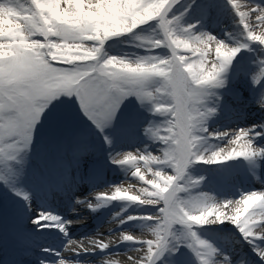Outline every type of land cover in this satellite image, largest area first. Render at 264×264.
Masks as SVG:
<instances>
[{
  "label": "snow or ice",
  "instance_id": "1",
  "mask_svg": "<svg viewBox=\"0 0 264 264\" xmlns=\"http://www.w3.org/2000/svg\"><path fill=\"white\" fill-rule=\"evenodd\" d=\"M178 2L30 0V7L24 8L17 6L18 0H0V161L14 160L21 147L28 148L42 114L61 95L75 96L101 132L113 122L121 104L130 96L141 103L151 101L156 113L169 117L162 127L152 131V136L165 146L161 154L137 151L112 158L114 164L132 167V175L143 182L139 194L117 187L111 195L96 196L97 200L128 201L157 208V215L144 217L155 221L154 226H146L152 238L135 240L127 234L121 238V242L142 245L136 249L142 252L141 256L128 257L132 264H157L168 250L169 237L175 234L178 225L186 229L183 236L189 241L187 247L200 264H216L217 249L198 236L193 230L195 226L231 223L249 243L264 242V192L253 191L239 200L220 202L207 193L187 198L181 195L201 182L185 181L187 169L193 164L264 157V147L255 143V136L262 133L254 132L255 128L264 129V125L241 128L231 134L209 133L212 139L227 138L226 143L232 147L225 151L217 146L210 153L200 150L199 146L205 142L201 134L208 132L205 122L215 114V108L205 103L211 95L209 90L223 87V74L246 45L230 46L209 33L196 34L192 24L181 27L180 17H168ZM229 2L247 40L264 45V31H257L264 25V7L242 11L237 0ZM253 14L255 24L250 22ZM152 21L158 22L161 36L147 41L149 49L167 48L168 56L148 55L131 60L104 52L105 42L110 38L133 33ZM181 49L192 55L181 54ZM261 77L264 66L253 81L258 82ZM258 102L264 108V96ZM105 140L110 143L108 137ZM17 195H23L25 201L29 199L26 193ZM232 205L234 210L226 212ZM252 205L255 207L250 211ZM49 222H55L65 232V225L69 224L45 212L36 213L32 220L41 228L49 226ZM73 243L69 240L65 246ZM89 243L91 247L80 242L72 249L73 253L110 247L102 240ZM173 249L180 251L177 245ZM257 251L264 260V247L258 245ZM57 264L73 262L60 258ZM224 264H228L227 258Z\"/></svg>",
  "mask_w": 264,
  "mask_h": 264
},
{
  "label": "bare ground",
  "instance_id": "2",
  "mask_svg": "<svg viewBox=\"0 0 264 264\" xmlns=\"http://www.w3.org/2000/svg\"><path fill=\"white\" fill-rule=\"evenodd\" d=\"M18 1L25 2L26 0ZM185 1L186 0H179V2L174 5L175 8H181L183 6L182 3L184 4ZM198 2L201 3L202 1ZM238 3L242 5V11H248V9L250 7H254V5L264 7V0H240ZM251 4L252 6H250ZM201 8L202 10L200 9L199 11L192 14L186 23L189 24L188 22H190L191 19L194 20L193 22L196 24L194 31L196 34L209 33L215 36L217 39L224 41L226 44H229L230 46L237 43L238 40L241 39L243 45H246L247 49H249V47L252 48L249 49L250 51L247 53V57L249 59L256 58L258 63H262L264 61V57L260 56V50L257 49V46L260 44H255V42L251 43V41L247 40L246 33L243 27L239 24V17L230 4L229 11L221 8V10L217 11L215 9V5L206 2L201 4ZM250 22L253 24L256 23L254 14L251 16ZM261 27L262 26L257 28V31ZM225 32H229V34L226 35ZM180 52L186 53L183 49H181ZM187 54L188 56L192 55L191 53ZM252 64L255 63L253 62ZM248 66L249 65L247 64L241 69L250 70ZM233 68H229V70L227 69L229 72H225L224 74L229 73V76L232 77L231 69ZM239 74H236L238 76L236 79H241L240 76L242 74L247 75L248 73H241V71H239ZM251 106L253 105H244L242 103L232 101L227 107H218V113L210 116V118H208L205 122V127H207L208 132L201 134L205 137V142L199 146L200 150H207V152L210 153L211 151L215 150L217 146L223 147L225 151L229 150L232 145L230 144L229 146V144L226 143L227 138H225V140H216L209 136V133L223 131V127L228 125H237L240 129L252 128L254 125H264V109L259 108L258 111L251 113ZM256 114L258 116H255ZM256 131H261V128H255L254 132ZM255 143L259 147H264V134L262 136H255ZM139 145H141V142L135 135H125L124 137L120 138L118 143L109 150L116 151V149H120L119 152H122L123 150L133 152L134 148L130 146ZM144 146V148H146L148 151H159L155 150V148L151 146H148V144ZM86 149L87 147L84 149V151ZM69 159L80 165V162L76 161L74 158L69 157ZM226 162H230L232 165L227 164ZM262 162L263 165H261ZM59 167H61L60 170L58 172H54L53 165L48 164L46 166V172H48L49 177L53 180H56L60 177L61 184H52L47 175H45L43 180L40 181L39 185L31 188L33 192H36L38 196H40V198H36L33 201L32 206L43 207L45 205L43 202H49L48 198L50 201H57L59 199L58 194H60V190V192L64 193L63 195L65 197L63 199V208L59 209L58 207L57 212L61 211L63 213L64 209H69L66 212L68 214L67 216H69L68 230L70 233L72 232L71 229L74 231L70 238L69 235L64 236L63 243L66 244L69 240L75 239L76 241L83 242L86 247H91V244L89 243L90 241L102 240L106 243H109L110 247L103 251L96 249L95 251L80 252L78 255L73 253L72 250L64 251L62 252L61 257L58 256V259H56L51 264H57L60 258H64L65 260L69 261L72 260L74 262L73 264H103L104 261H107V253L112 254L114 252H120L125 254V256L119 258L118 260L112 261L113 264H132L128 257L141 256L142 252L137 251L136 249L142 247V245L138 243L132 244L131 242L127 244H121V246L118 248H114L113 245L116 243L115 240L117 238L115 234L126 229H136L137 221L135 219H125L121 220L126 221L124 223H121V221L113 225H110V223L125 215L127 216L128 210H131L129 212L130 215V213L139 212V210L144 212H157V208L144 207L142 209L137 207V203L129 202L134 206H130L129 209H125L123 214L121 212L117 213L116 207L114 206H118L119 204L128 201H103L97 200L92 195L85 196L98 189L103 191L105 190L106 192L109 191L110 193L114 192L115 189L110 191L109 186H106L102 182H95L91 186L90 191L85 193V195H82L80 192H82L89 184L86 177L81 175V179L80 176L77 175V172L74 170V168L70 165L62 163L59 165ZM165 171L171 170L165 169ZM212 171H214V174H216V179L211 176L210 172ZM187 176L191 180H201L202 184L199 183L196 186L190 187L189 192L182 193L181 195L184 198H187L189 195L207 193L214 197L217 202L225 200L235 201L239 200L243 194L253 191L264 192V157H257L256 160L253 161L237 158L234 160L225 161L223 163L213 164L210 168L203 166V163H196L187 169L185 181L189 180L187 179ZM181 183H184V181H181ZM71 196H79L83 198H81L80 203L73 204V202L70 200ZM41 198H46V200H42ZM91 201H95L96 203L103 202L109 204V206L106 208L96 207L94 209H90L86 203ZM234 207L235 205L229 206V208L225 209V211L231 213L234 210ZM253 207H255V205L250 206L249 210L251 211ZM24 216L25 218L22 220V223L26 224V226H24V231H22L21 228H16L15 226L14 228H10L7 219L9 215L0 209V229L2 230L4 236L12 237V240H15L16 244L20 248L34 243L32 239L36 233L33 232V227L41 228L37 225L29 226V224H27L28 219L32 216L31 211L25 210ZM70 216H72L71 219ZM126 218H128V216ZM226 224H229L227 226L232 227L231 223ZM49 225H56V223L49 222ZM193 230L197 232L200 238L202 237V239L206 240L215 249H217V254L214 257L216 264H224L225 258H227L228 264H258L254 258L255 256L260 258L257 251V246L259 245L262 247V241H256L254 244L249 243V241L246 240L242 234L236 232V230H238L237 228L233 231L227 230L225 228H223V230H219L217 228H213L211 225H204L195 226ZM174 231L175 234L169 237L168 250L165 251V253L157 260V264H200L197 257L196 259H192V257H189V254H187L184 250L187 244V241L183 236L185 229L176 226ZM2 239L3 241L0 244L4 245V238ZM135 245L136 247H134ZM173 245H177L180 251L176 252L173 249ZM71 246L76 248L77 244L74 243L71 244ZM35 251L37 252L38 250ZM73 257L76 258L72 259ZM262 263H264V260H262Z\"/></svg>",
  "mask_w": 264,
  "mask_h": 264
},
{
  "label": "rangeland",
  "instance_id": "3",
  "mask_svg": "<svg viewBox=\"0 0 264 264\" xmlns=\"http://www.w3.org/2000/svg\"><path fill=\"white\" fill-rule=\"evenodd\" d=\"M198 1L200 0H186L182 9H177V12L174 9L175 6H173L171 11L168 13V17H180L179 24L181 27H186L190 24L196 25L192 19L190 22H188L189 24L186 23L192 14L199 11L200 9L202 10L201 4L203 2L200 3ZM218 1L221 3V8H226V10L229 11V3L227 0ZM237 1L239 2L240 0ZM17 6H22L24 8L30 7V0H26L25 2L18 1ZM261 26V30L259 29L258 32L262 31V29L264 31V25ZM225 34L228 35L229 32H225ZM160 36L161 30L158 27V22L152 21L148 24L138 27L133 33L110 38L105 42L103 50L109 56L126 57L131 60L148 55L168 56L170 53L167 48L162 47L155 50L149 49L147 41L150 39L159 38ZM241 42L242 40L239 39L238 42L232 46H241L243 45V42ZM249 49L252 48L249 47ZM249 49H247V47L241 48V51L237 54L228 67L229 70V68H233L234 66V68L231 69L232 77L229 76V73L223 74L225 83L223 87L219 88H223L224 90L226 89V91L229 90L231 96L233 97L253 101L260 108L261 106L258 101L262 96H264V77H261L257 82L253 81V76L257 75L260 68L264 65H262V63H258L256 58L249 59L247 57ZM257 49L260 50V56L264 57V46L259 45L257 46ZM181 54L188 56L187 53ZM192 58L195 59L194 57ZM238 59H241L240 62L237 61ZM253 62L255 64H252ZM245 64L249 65L248 67H250V70L241 69V67ZM239 71H241V73L247 72L248 74H242L240 76L241 79H236L238 78L236 74H239ZM219 88L210 89L209 91L211 95L206 97L205 100V103L208 107L215 108V114L217 113L216 107L218 105L214 106V103L218 104V102H210V99H212L211 96H216L219 98V101H221V104L226 106L230 102L229 97H231L225 95L226 92L223 90L220 91ZM254 94L255 98L253 99L252 95ZM167 119H169L168 116L156 113L154 111L153 103L151 101L146 100L141 103L135 96H130L121 104L113 122L109 126L105 127L103 132H101L84 113L80 106L79 100L75 96L69 97L67 95H61L56 100L52 101L49 108L46 109L45 113L42 114L41 120L34 128L32 140L28 148L25 149L21 147L15 153L16 158L14 160L0 161L1 203L3 206H16L15 210L17 211L24 210L22 209L23 207L19 205L20 201H18V199H20L21 195H17V192H20V187L16 183V180L22 178L28 179L31 176L30 171L34 170L31 169L33 163L36 162V160L39 163L41 157L43 156L42 154L46 153L47 150L50 149L52 152L56 153L57 151H60L63 155H75L76 159H78L80 162L81 167L88 166L91 163L93 165L99 166L98 163L103 162L102 170L104 171V177L109 184L110 191L120 187L122 189L128 190L130 194L138 195V189L143 186V182L139 181L138 178L132 175V167L129 165L122 166L112 162V158L117 154L127 153L129 151L123 150L122 152H119L120 149H116V151H110L109 149L114 147L120 138L124 137L125 135H135L140 140L141 145L130 146L134 148V154L137 151L150 152L153 154L157 153L156 155L161 154L160 152L165 146L162 142L152 136V131L157 127H162ZM259 132L263 134L264 129H261ZM105 137H108L110 143L106 142ZM71 139H73V141H71ZM146 144L159 151H148L146 148H144V145ZM86 147H90L91 150L84 151ZM33 160L35 161L33 162ZM148 178H152L150 174H148ZM187 179L190 180L188 176ZM200 183L202 184V182ZM31 184L34 183L32 182ZM106 193L108 195L112 194L109 191ZM90 204L94 207V203ZM130 206L134 205L129 202H123L122 209H129ZM137 207L142 209L144 207L155 208L153 206L140 205L138 203ZM24 208L32 211L30 206H24ZM9 210L11 211V209ZM133 213L130 215L127 214V216L140 217L143 215L155 216L158 214V212H144L142 210ZM127 216L125 215L119 218L118 222L125 220ZM32 219L33 218L31 216L28 222L32 223ZM149 223L147 224V222H143L140 224L137 223L136 225L138 229L145 231V236L148 239L152 238V235L146 226H154L155 224ZM186 241L188 244L189 241ZM187 244L185 249L190 255L191 249L187 247Z\"/></svg>",
  "mask_w": 264,
  "mask_h": 264
}]
</instances>
